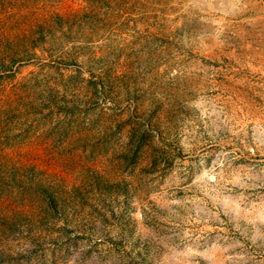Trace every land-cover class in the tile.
<instances>
[{"label": "rangeland", "instance_id": "rangeland-1", "mask_svg": "<svg viewBox=\"0 0 264 264\" xmlns=\"http://www.w3.org/2000/svg\"><path fill=\"white\" fill-rule=\"evenodd\" d=\"M249 7L0 0V264H264Z\"/></svg>", "mask_w": 264, "mask_h": 264}, {"label": "built area", "instance_id": "built-area-1", "mask_svg": "<svg viewBox=\"0 0 264 264\" xmlns=\"http://www.w3.org/2000/svg\"><path fill=\"white\" fill-rule=\"evenodd\" d=\"M250 7L245 12L247 17L260 18V31L264 33V0H244ZM256 11V12H255Z\"/></svg>", "mask_w": 264, "mask_h": 264}]
</instances>
